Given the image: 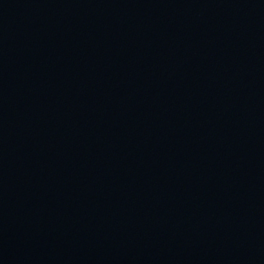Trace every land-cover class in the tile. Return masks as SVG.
Wrapping results in <instances>:
<instances>
[{"label": "water", "instance_id": "95a60500", "mask_svg": "<svg viewBox=\"0 0 264 264\" xmlns=\"http://www.w3.org/2000/svg\"><path fill=\"white\" fill-rule=\"evenodd\" d=\"M0 264H264V0H0Z\"/></svg>", "mask_w": 264, "mask_h": 264}]
</instances>
